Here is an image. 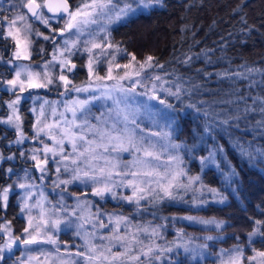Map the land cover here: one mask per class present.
Returning <instances> with one entry per match:
<instances>
[{
	"label": "snow or ice",
	"instance_id": "snow-or-ice-1",
	"mask_svg": "<svg viewBox=\"0 0 264 264\" xmlns=\"http://www.w3.org/2000/svg\"><path fill=\"white\" fill-rule=\"evenodd\" d=\"M163 6V0H81L79 4L75 7L69 5L68 0H19V6L21 8L27 9V12L31 14V17L38 20L45 27L51 29L54 33H59L60 36L64 37L61 41L63 47H57L53 53L52 61L58 62L62 65L61 73L64 68L68 71H72L75 68V64L71 62V56L75 54L76 51H80L81 48L83 52L89 53L88 60V71L90 74L93 73V60L99 55L104 54L106 48H112L110 42L105 41L100 43L97 41L96 37L99 32L103 31L102 27H98L93 31H89L91 26L100 25L101 21L111 24L114 21L120 20L122 17L128 16L130 13H135L138 9L147 10L154 6ZM12 7H17L16 4L11 5ZM42 8L47 9L48 12L52 13L51 17L45 15L41 10ZM28 15L24 12L19 11L11 18L9 17H0V25L7 21V36L10 37L15 43V49L12 53L15 60H30L32 52L30 51L32 40L30 36L33 32V26L28 22ZM50 20L54 21L57 24H62L61 28H52ZM65 33H69L68 36H65ZM35 35L41 36L43 33H40L38 30L35 31ZM87 35L89 39L81 41L80 37ZM45 40L51 39L55 43V36L43 35ZM100 49L99 53L93 55V50ZM75 50V51H74ZM111 59H115V56L109 54ZM59 57V59H58ZM2 59V58H0ZM192 57L188 56L182 63L188 64L191 61ZM132 60L135 61V56H132ZM153 57H147L146 61L140 63V71L134 72H125L123 75L113 76L112 67L109 65V70L106 77H97V79H114V80H124L129 79L133 85L139 84L138 79L134 77H140L141 72L145 68H152ZM12 63V61H9ZM51 63V61H50ZM158 67H163V65H157ZM44 80L41 81L40 73L35 72L28 64H17L14 68L15 78L8 80L7 84L10 86V90L14 93H22L26 88H43L48 84L53 83V79L49 73L48 65L44 66ZM115 67L119 69L123 67L125 69L132 68L133 65L129 64H116ZM254 71V70H249ZM264 74V73H262ZM218 76L224 78H230L228 73H217ZM235 75L243 78L241 73H236ZM57 80L63 81L64 85L67 86L71 83L68 78L59 74L56 77ZM147 80H156L163 81V78L160 75H155L149 73ZM179 79V77H177ZM90 87V86H89ZM89 87H76L73 86L71 91L75 92H88ZM176 90L172 91L171 89H162L166 91L168 95L180 97L181 90L183 89L182 84H175ZM199 85H193V88H197ZM186 94L191 95V89H183ZM96 90L93 89V92ZM116 91L122 93L121 97L113 99L111 90H106L100 95H92L85 99H75L66 101L64 104L65 112L71 113V119L68 120L67 117H64V127L56 135L51 131H46L51 129L53 124H44L40 126L37 130V136L41 133H46L49 139L54 141L52 147H49L47 144L44 145V159L41 161L37 155L33 154L31 159L36 161V166L40 168L42 173L41 178H44L46 175V168L42 165L48 164V153H51V158L55 165V171L57 173L61 172V165H63L64 172H71V176L68 179H59L58 183L67 185L73 181L79 180L81 183L91 182L94 191L93 195L103 197L105 192L111 193L113 198H116V192L114 189L117 187H127L131 189V195L121 196L120 199L127 201L128 203H135L137 206L140 205L141 200H147L149 195L151 196L152 202H159L163 198L167 197L168 199L175 200L178 198V189L187 188L192 185V183L200 178L189 177L188 183L184 184L180 181V177L185 173L180 167V164L183 162L180 160L178 155H170L168 157L167 163L171 164L173 161H177L175 170L165 169L164 171L160 170L158 164H154V161H160L161 155L156 150L155 145L149 141L148 144L143 142L148 139L147 136L137 137L135 130H129L125 124L124 128L117 129L118 122H126L129 120V113L124 109L131 108L135 105L134 113L139 112L141 108L149 115H153V109L156 112H163L162 109L156 108L155 105H152L150 101L157 100L159 104L165 106V108L172 109L175 111L174 106L166 103L165 99L155 95L156 86H152V95L145 93H135L134 87H129L125 89L122 85L116 88ZM135 93V95H132ZM144 95L147 96L146 100L138 101L136 96ZM98 99H110L113 100V103L117 106L124 104V109L121 111L124 112L122 121L113 122L110 126L98 127L96 124L90 123L91 113L88 110V105L93 100ZM244 99V98H241ZM259 102L260 107L256 108L254 105L256 102ZM20 102V96L17 94V98L9 103L8 107L12 109V116L7 120L3 121L4 123L13 125L18 131L20 129V117L17 115L16 104ZM204 104L205 101H200ZM220 103L231 104L233 101L224 100ZM189 107L195 108V105H189ZM198 112L201 109H196ZM78 112L80 115H78ZM259 113L260 119L256 121L255 129L260 130L264 134V97H253V103L251 105L245 103V106L242 110H238L235 114L229 115L226 119L220 120L219 123L222 125H230L232 127L239 128L240 124L238 123L241 119L247 117L252 113ZM133 113V119L131 122L135 123V116ZM55 115V109L52 112ZM41 115H43V109H41ZM166 121L167 127L171 128L173 123H175V116L170 115L167 112L163 113ZM204 116H209L210 113L205 108L203 110ZM98 119V118H96ZM235 121L236 123L232 124L231 122ZM39 124V121H37ZM58 126V125H57ZM214 125L205 124L204 131L208 133L210 128ZM109 128L111 130H109ZM139 128V125H137ZM253 131L254 129H248ZM168 133H165L167 135ZM151 136H157L159 133L152 132ZM25 137L23 133L20 134V140L17 143H22ZM67 142L70 145V151H66L64 144ZM248 148H245L243 144H240L237 140V146L240 148L241 154L247 156L249 159H254L256 155L264 157V149L257 148L255 152L251 150V141L246 142ZM172 148L179 149L181 146L178 144L171 145ZM217 151H222V147H218ZM38 151V150H34ZM121 152H130L132 159L126 163H122L121 158L116 155L113 156L112 153H121ZM23 155V153H21ZM60 157L59 160L56 157ZM212 156V154H210ZM2 158V157H0ZM13 157H8L12 159ZM206 158H201V164L205 163ZM65 161H70L71 167ZM98 162H102L98 163ZM210 163H215L214 158L210 160ZM218 166V165H217ZM11 172V169H8ZM235 175V172L232 173ZM115 178V179H114ZM155 185V187H153ZM21 189L30 188L31 186L26 183H20L18 185ZM203 185H201L202 187ZM211 191H215L212 189ZM30 199L28 193L24 197V208L30 209L27 200ZM8 200V189H4L0 192V208L7 206ZM226 200V197L221 196L220 201L223 203ZM35 206L40 207V202L36 201ZM96 217V222L92 224L93 231H85L83 233V239L85 241L83 251H77L70 255L74 257H79V264H152L153 260H161L160 255H154V253L162 252H171L172 247L161 246L155 243V240H152L151 243H146L145 241L139 239L136 233L129 235L127 228V218L123 216L115 217L114 219L110 218L109 223L105 224L102 219H100V214L97 212L91 214ZM41 223L46 225L47 220L43 219L44 212L41 208L40 211ZM77 219L83 220V217H78ZM182 219L195 221L200 224H212L215 223L216 228L223 227L222 223H217L214 221H208L199 219L193 216H186ZM33 217L29 210L28 226L25 228L26 238L20 239L19 237L11 238L9 241L0 246V262L5 260L4 252L7 250L9 253L12 251V247L15 244L16 240H19L20 244L25 246L38 245V244H50L57 245V240L53 235L45 232L41 234V229L39 226L33 229L32 223ZM61 219H55L52 221L53 227L56 230H59V225L61 224ZM125 225L124 234H120L121 224ZM256 225L264 224L262 221H255ZM109 224L112 226L110 228V235L100 234L97 236L99 229L108 227ZM67 227H76L80 229L83 227L81 224L68 223ZM0 231L8 233V226L5 225ZM142 231L149 237H159L160 231L158 227H142L137 230ZM77 235H80V232L77 231ZM182 235V233H181ZM259 235L264 237V230H258L257 232H252L249 234V239L253 236ZM162 238V237H161ZM207 240L215 239L212 236L206 237ZM94 240L106 241L107 243H94ZM173 244L174 242H168ZM119 248L118 251H113L114 247ZM177 249H183L185 253L190 254V259L196 260L197 258H202L204 253L201 249H207V244L198 245L196 248H189L187 244L175 243ZM55 251L59 253V248H55ZM41 254L45 256V264H47V256L51 253H44L41 250ZM143 257V259H142ZM243 253L241 250L234 249L228 255L227 260L221 262V264H243ZM256 257H259L260 260L257 264H264V251H257L256 256L251 257L250 259L256 260ZM29 264L32 260H40V256H29ZM60 264H67L63 259L60 260ZM71 264H77L76 260H72Z\"/></svg>",
	"mask_w": 264,
	"mask_h": 264
},
{
	"label": "rangeland",
	"instance_id": "rangeland-1",
	"mask_svg": "<svg viewBox=\"0 0 264 264\" xmlns=\"http://www.w3.org/2000/svg\"><path fill=\"white\" fill-rule=\"evenodd\" d=\"M80 2L81 0L77 4H79ZM13 4H14L13 0L3 1V7H2V9L4 10L3 17L11 18L17 12H19V11L16 12L12 11L13 7L11 5ZM140 11L147 12L148 9L147 10L138 9L136 12H140ZM132 14L134 13H130L129 15L131 16ZM124 18L125 17H122L120 20L114 21L111 24H107L106 22L101 21L100 25L91 26L89 31H93L98 27H102L104 30L99 32L96 39L98 42L104 43L105 41H107L104 38L109 33L110 28L113 29L114 28L113 25L116 24L117 22L121 23V21H123ZM30 23L32 24L34 31L38 30L35 29L34 22H30ZM50 24L52 25V28L56 27V25L55 26L53 25V21L51 20H50ZM2 25L4 27V32L7 33V21H5ZM42 27L44 30L49 29L45 27L43 24ZM54 35L55 34H50L49 36H54ZM68 35L69 33L65 34V36ZM62 39H64V37ZM80 39L83 42L89 39V37L87 35H84L80 37ZM62 47L63 46H61V48ZM114 47L112 45V50H114ZM44 51H45V47H44V43H42L40 44L39 52L43 54L45 53ZM47 51H49V49H47ZM100 51H101L100 49L93 50V55H95V53H99ZM31 52L33 51L31 50ZM76 54L78 56L84 57L83 67L85 68L86 75H88L89 74L88 60L90 58L89 53L83 52V50L81 49L80 51H77ZM109 54L114 55L115 59H111ZM123 54L127 55L126 61H122V62L115 61ZM8 61H12V63H9V67L11 71L8 72V76H2L4 78V83L1 86L10 90V86L7 84V81L15 78L14 75L15 65L28 64L27 62L30 63L28 65H32L34 62H36V60L34 62H32L31 60H25V62L19 63L18 60H15V58L12 55V58L9 59ZM13 61L15 62V65ZM144 61H146V59L142 61L136 59L135 61H133L131 55L125 54L123 50L121 51L118 48H116L115 51H111V48H106L104 54L99 55L93 60V69H98L99 74L96 76V78L106 77L109 70V65H111L113 76H118V75H123L125 72L140 71L139 65ZM129 63L133 65L132 68L125 69L123 67H120L119 69H117L115 67L116 64L124 65ZM151 63L153 65L152 68L146 67L145 70L141 72L140 77H134V79H138L140 81L139 84L133 85L129 79H124L120 81L114 79H99L100 81L97 85L93 86V84H90L89 85L90 87L88 86L89 91L86 93L79 92L73 96L69 95L68 97H63V98L62 97L58 98V96H54V98H51L49 100L48 104L44 99H42L41 102L33 104L31 107L25 109L24 114L27 113L26 112L27 110L32 114L33 128L36 130V132L40 126L47 123V124H53L54 126L46 131H51L54 135H56L64 127V117H67L68 120L71 119V113L65 112L64 109V104L66 101L75 100V99H85L92 95H100L106 90H111L113 99H115L122 96L121 92L116 91V88L120 85H122L125 89L129 87H134L135 93L146 92L148 95H152L153 94L152 86L153 84H155L156 86L155 95L160 97L161 99H165L166 103L171 104L174 101L175 103L177 101H180L178 97L168 95L166 91L162 90V89H171L172 91H175L176 87L170 86V84L166 81V79H164L163 76L156 71V69L154 68L153 60ZM35 64H36L35 67L34 66H30V67L32 68L33 71L39 72L41 74L40 75L41 81L44 80L45 69L43 66L45 64L48 65L47 70L49 71L51 78L57 76L56 73L61 72L59 70V66L61 65L59 63L56 64V62L52 61L51 58L38 59ZM57 66L58 68L56 69L55 67ZM100 70L102 72H100ZM149 73L160 75L163 78V81H166V83H162L161 81H156V80L145 79V77H147ZM79 87H84V86H79ZM94 88L98 89L97 93L93 92ZM135 93H133L132 95H135ZM136 99L138 101L146 100L147 96L144 95L136 96ZM1 100L2 101L0 103V143L2 144V146H0V157L2 158H0V164L4 162L3 160L4 153L8 150V148L11 151L12 149L10 148L11 145H17L18 152L20 153V157L26 158V160H28L27 161L28 163H31L32 160L31 156L33 154L37 155L38 158L42 161L45 155L43 152L44 145L47 144L49 147H52L54 141L49 139L46 133H41L39 136H37L36 133L34 134L33 138L30 141L25 142V144L17 143V141L20 140V138L18 137H16V139L12 138L11 132L18 133L19 136L21 128L18 131L13 125L3 122L12 116V109L9 108L8 105L13 101V99L7 97L3 99L2 97ZM20 102L16 105L19 106ZM150 103L152 105H155L156 108L162 109L163 112H156L155 109H153V115H149V113L145 112V110L141 108L139 112L134 113V109L136 107L135 105H133L131 108L124 109V104H120L119 106H117L113 103V100L110 99L93 100L88 105V110L91 113V116L89 118L90 123L96 124L98 127L110 126L113 122L122 121L124 112L121 110L124 109L129 113V120L126 122H118L117 129L124 128L126 124L129 130H135V134L137 137L147 136L148 139H146L143 143L148 144L149 141H151L155 145L156 150L161 155V159L160 161H154L153 163L158 164L160 166L161 171H164L165 169H168L170 171L175 170L177 161H173L171 164H168L167 160L170 155H178L180 160L183 161L180 164V167L183 169L185 173L183 176L179 178L180 181L183 182L184 184H187L189 177L198 176L200 178L199 180L194 181L191 186L187 188L178 189V198L175 199L176 202L174 203V204L178 203L180 205H183L188 209H190V211L192 212L191 213L185 212L182 214H179L178 212H172L170 214L165 213L164 215H160V212L158 213V210L156 208V205L158 203L156 202L149 203V201L151 200L150 195L147 200H141L139 206H137L135 203H128L127 201H124L119 198L121 196H129L132 194L131 189L127 187H117L116 189H114V191L116 192V198H113L111 193L108 192H105L103 197L93 195L94 187L91 182L85 184V183H81L79 180H76L67 185L59 184L58 183L59 179L70 178L71 172L65 173L63 165H61V172L57 173L55 171L54 162L51 158V153H48V157H49L48 164L42 166L45 167L46 170L49 172L48 173L46 172V175H44L43 179L41 178L42 173L40 171V168L36 166L37 162L34 160H32L31 163L34 169H31V167L27 168L30 164H27L28 165L27 167H24L22 164L20 168L19 165H17V168L19 169H16L14 172L8 171L7 173V169H5L7 175V184L2 185L1 183L0 192H2L4 189H8L7 204L8 202H13V201L17 203L16 207L18 208V211L20 213L16 215L17 216L16 224L14 222V228L16 231H19L18 232L19 236H14L12 234L13 230L10 229L9 227L8 229L11 235L3 231H0V237L3 235V240L0 242V246L6 244L11 238H16V237H19L20 239L26 238L27 234L25 233L24 230L28 226L29 210L31 212V216L33 217L32 220L33 229H31V231H34L35 228L39 226L41 229V234L43 235L45 232H47L48 234L53 235L54 238L57 240V245L53 246L50 244H38V245L34 244L30 246H25L23 244H20L19 240H16L15 244L12 247L11 253H9L7 250L4 252V254L8 256L7 264H29V260H28L29 256H40L39 261L32 260L31 264H45V256L41 254V250L44 253H51V255L47 256V264H60L61 259L65 260L67 264H71L72 260H76L77 264H79L80 258L74 257L70 254L84 250V248L82 247L85 243L83 239V233L85 231L88 232L93 231L92 224L96 222V217L91 214H95L97 212L100 214V219H102L105 224L109 223L110 218L114 219L115 217L118 216L126 217L129 235H131L132 233H136L139 239L145 241L146 243H151L152 240H155V243L158 245L169 246L173 248L171 252L154 253V255H160L162 259L159 261L153 260L152 264H160L163 261L170 262L171 261L170 256L172 255H183V257L186 258V261L188 263H194L201 258H197L196 260L190 259V254L185 253L183 249H177L175 247V243L187 244L189 248H196L198 245H202V244L213 246L214 243H218L217 240L223 239L225 233L222 227L216 228L215 223L205 225L195 221L185 220L182 218L186 216H193L203 220L222 223L223 225L225 221L221 220L220 218H216L210 215H203L200 212L196 213L193 211V209L195 210L198 208H205L210 203L212 204L221 203L219 202L220 197L221 196L226 197L227 191H229L232 187L234 189V185L232 184L233 181L232 179L235 176H237L236 170L232 165H231L232 166L231 169L227 165V161L224 162L221 151H217L216 146L213 148L211 139L209 137H207L209 138L207 140L206 136L200 137V135L198 134H194V135L191 134L192 139L188 140L186 138L178 136L179 134L175 133L174 130L175 123H173L171 128H168L167 121L163 115L164 112H167L170 115L175 116L174 111L172 109L165 108V106L159 104L157 100H152L150 101ZM16 109H17V115L20 117V111L18 110L17 107ZM41 109H43V115H41ZM53 109H55V113H56L55 115L52 114ZM94 109H96L97 111H95ZM3 111H5L6 113L2 114ZM133 113L135 116V123L131 122L133 119ZM78 115H80L79 112ZM37 121H39V124L37 123ZM19 123H21V118L19 120ZM137 125H139V128H137ZM4 126L8 127L7 132L3 131ZM109 130L111 129L109 128ZM152 132H157L159 133V135L151 136L150 133ZM165 133L168 134L165 135ZM173 144H178L181 147L179 149L172 148L171 145ZM209 144H211L212 147L209 146ZM64 148L66 151H70V145L67 142H65ZM34 150H38V151H34ZM194 151H196L195 154L193 153ZM21 153H25L26 157H24L25 154L22 155ZM210 154H212V156H210ZM112 155L113 156L118 155L121 158L122 163H126L132 159V155L130 152L112 153ZM186 155L188 156V158ZM201 158H206L205 163L203 165L201 164ZM212 158H214L215 163H210V160ZM56 159L59 160L60 157L58 156L56 157ZM193 159H195L198 164V169L196 170L192 169ZM65 163H68L69 166L71 167L70 161H65ZM98 163L102 164V162H98ZM208 167H215L216 171L218 172L219 179L217 180V183L211 184L203 181L202 179L203 171ZM189 169H191V171H189ZM233 172H235V175H232ZM20 183L29 184L31 187L21 189L18 186ZM73 185L75 186L78 185L77 187H79L80 189H75V188L72 189L71 186ZM201 185L203 186L201 187ZM153 187H155V185H153ZM212 189H214L215 191L214 192L211 191ZM26 193L30 195V199L27 200L30 209L24 208V202H25L24 197ZM165 198H163L162 200H167V201L171 200L168 199L167 197ZM36 201L40 202V207L35 206ZM110 203L111 204L117 203L119 205L112 207L110 206L111 205ZM41 208L43 209L44 212L43 219L48 221L46 225L41 223V216H40ZM155 210H157V212ZM78 217H83V220L77 219ZM55 219H61L62 221L61 224L59 225V230H56L53 227L52 221ZM22 220L24 221V224L22 223ZM0 223L6 224L7 222L1 221ZM68 223H73V224L83 223V227L80 229H77L76 227L69 228L66 226ZM111 227L112 226L109 224L108 227L99 229V231L96 233L97 236H99L100 234L110 235ZM142 227H150V228L158 227L160 231V236L149 237L142 231L138 232L137 230ZM194 227L197 228V230H201V231H197V232L193 231L192 229ZM203 229H207V230L204 231ZM212 229H215L216 231H213ZM77 231L80 232V235H77ZM124 232H125V225L122 223L120 227V234H124ZM71 233H73L74 235H71ZM208 236H212L215 239L207 240L206 237ZM74 237H77L79 239L78 240L79 243H75V242L73 243ZM93 242L97 244L107 243L106 241H100V240H94ZM168 242H174V243L169 244ZM57 247L60 250L59 253L55 251V248ZM15 248L17 251H14ZM237 248L241 250V246L238 245V243L228 247H223L218 245L215 254H209L213 258L211 264H221L222 261L227 260L230 252ZM118 250H119L118 246L113 248L114 252ZM201 251L204 253V255L208 254V248L201 249ZM257 251L259 250L252 251L250 255L244 258L243 264H257V262L260 260L259 257H256V260L250 259L251 257L256 256ZM0 264H3V262H0Z\"/></svg>",
	"mask_w": 264,
	"mask_h": 264
},
{
	"label": "trees",
	"instance_id": "trees-1",
	"mask_svg": "<svg viewBox=\"0 0 264 264\" xmlns=\"http://www.w3.org/2000/svg\"><path fill=\"white\" fill-rule=\"evenodd\" d=\"M109 41L115 46L113 51L118 48L140 61L153 57L154 68L170 86L179 83L183 89H191V95L182 89L180 101L171 103L175 109V133L188 140L192 139L191 134L209 137L213 148L222 147L224 162L237 172L232 179L234 189L226 193L223 203L193 209L225 221L223 239L208 246V254L194 263H188L183 255H172L170 262L160 264H211L213 258L209 254H215L218 245L228 247L238 243L243 259L254 250L264 251V237L256 235L249 239L250 233L264 230V224L255 223L264 222V157L256 155L249 159L237 146V140L245 148H248L246 142L251 141L253 152L264 149V134L255 129L260 115L249 114L238 122L239 128L219 123L242 110L245 103L251 105L253 97H264V0H163V6L137 12L115 26ZM188 56L192 57L191 61L182 63ZM126 57L123 54L118 61ZM217 73H228L230 78ZM236 73H241L243 78ZM193 85L199 87L193 88ZM224 100L233 103H220ZM254 107H260L258 101ZM205 108L209 116L203 115ZM206 123L214 125L208 133L204 131ZM192 169H198L195 159ZM202 179L217 183L219 174L215 167H208ZM6 184L4 180L2 185ZM175 202H156L158 213L192 212ZM10 206L13 210L16 205ZM192 230L201 231L195 227Z\"/></svg>",
	"mask_w": 264,
	"mask_h": 264
},
{
	"label": "flooded vegetation",
	"instance_id": "flooded-vegetation-1",
	"mask_svg": "<svg viewBox=\"0 0 264 264\" xmlns=\"http://www.w3.org/2000/svg\"><path fill=\"white\" fill-rule=\"evenodd\" d=\"M3 1H5V0H3ZM3 1L0 0V17L4 16V10L2 9ZM13 1H14V4L17 5V7H15V8L13 7L12 11L24 12L29 17V19H28L29 23L34 22L35 29H38L40 33H43V35H48V36L50 34H55L54 36L56 37L55 43H53L51 39L45 40L43 38V35H41V36L35 35V31L33 29V32L30 36V39L33 42L31 45V49H30V51L31 50L33 51L30 60L32 62H34L36 60V62H37L38 59H42V58H51L52 59L53 53L55 52L56 48L63 46L61 44L63 37L60 36L58 32L53 33L51 31V29L44 30L42 27V24L40 22H38V20H35V18L31 17V14L27 12V9L21 8L19 6V0H13ZM79 1L80 0H68L69 5L71 7H74L75 5H77V3ZM41 10L48 17H51L53 15L52 13L48 12L47 9L42 8ZM53 25L54 26L56 25L55 28L63 27L62 24H57L54 21H53ZM3 32H4V27H3V25H0V58H2L0 60V103L2 101L1 100L2 97H3V99H5V97H7V98H12L14 100L17 98V94L20 96L21 102H20L19 106L16 105V107L20 111L21 131L19 133V136L16 135V133H14L12 138H15V139H16V137L20 138V134L22 132L23 136L25 137L22 144H25V142L30 141L33 138L34 134H36V132L32 129V115L28 110L26 111L27 113L24 114L25 109L31 107L33 104L41 102L42 98H45V101L48 104L49 100L51 98H54V96H58V98L59 97L63 98V97H67L69 95H75L78 92L71 91L73 86L88 87L90 84H93V86H95L99 83V80L96 78V73H97L96 69H93V74L90 75V73H89L88 75H86L85 68L83 67L84 57L78 56L76 54L77 53V51H76L74 56H71V62H72V64H75V71H74V68L72 69V71H68L67 69L64 68L62 73L61 72L56 73L57 76L59 74L65 75L68 78V80L71 81V83L68 84L67 86L64 85L63 81L57 80L56 79L57 76H55L52 78L53 83L48 84V85H46V87H43V88H26V90L22 93H14L13 91L6 89L5 87L1 86L4 83V78L2 76H8V72L11 71V69L9 67V61L8 60L12 58V53H13V50L15 48V43L12 39H10L7 36V33L4 32V34H5L4 35ZM50 37H52V36H50ZM42 43H44V47H45V51H44L45 53H43V54H41V52H39V47H40V44H42ZM47 49H49V51H47ZM48 53H49V55H48ZM58 59H59V57H58ZM18 62L22 63V62H25V60H18ZM36 62H34L32 65H29V66L35 67ZM27 63L30 64L29 62H27ZM56 64H58V62H56ZM14 65H15V62H14ZM55 68L57 69L58 66ZM61 69H62V65L59 66L60 71H61ZM95 90L96 91L94 93H97L98 89H95ZM38 96L40 99H38ZM5 113H6L5 111L2 112V114H5ZM26 114H28V115H26ZM25 115H26V119H24ZM30 119H31V121H30ZM0 146H2L1 143H0ZM10 148H12L11 149L12 153L8 148V150L4 153V158H3L4 162L0 164V185L4 180H7V175H6L5 169H7V173H8V169H11V172H14L16 169H19L22 164L24 167H27L28 166L27 164H30L27 168L32 167L31 163H28L27 162L28 160H26V158L20 157V153L18 152L17 145H11ZM7 157H13V158L8 159ZM24 157H26V154L24 155ZM22 162H25V163H22ZM17 165H19V168H17ZM6 166H7V168H6ZM12 203L14 205H17V203L13 201V202H8L6 207L0 208V222L1 221L7 222L6 224L0 223V229H2L5 225H7V226L11 225L14 222V220H16V217H17L16 215H18V208L15 206L14 209L12 210V207L10 206ZM14 251H17V250L14 249ZM4 256L7 257L6 254H4ZM3 264H5V263L3 262Z\"/></svg>",
	"mask_w": 264,
	"mask_h": 264
}]
</instances>
